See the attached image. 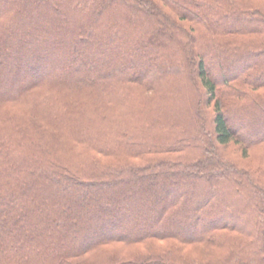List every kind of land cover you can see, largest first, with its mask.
<instances>
[{
	"label": "trees",
	"instance_id": "trees-1",
	"mask_svg": "<svg viewBox=\"0 0 264 264\" xmlns=\"http://www.w3.org/2000/svg\"><path fill=\"white\" fill-rule=\"evenodd\" d=\"M0 264H264V0H0Z\"/></svg>",
	"mask_w": 264,
	"mask_h": 264
}]
</instances>
